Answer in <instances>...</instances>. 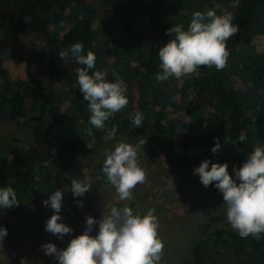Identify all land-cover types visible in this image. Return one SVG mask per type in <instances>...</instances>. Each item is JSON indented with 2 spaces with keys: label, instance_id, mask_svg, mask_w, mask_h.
Wrapping results in <instances>:
<instances>
[{
  "label": "trees",
  "instance_id": "16d2710c",
  "mask_svg": "<svg viewBox=\"0 0 264 264\" xmlns=\"http://www.w3.org/2000/svg\"><path fill=\"white\" fill-rule=\"evenodd\" d=\"M209 9L230 11L238 27L227 42V66L220 71L201 66L180 80L157 81L158 48L171 39L167 30L176 24L186 28L193 12ZM141 15L147 28L135 30ZM94 20L103 27L93 28ZM25 29L42 40L47 58L41 79L17 82L0 58V123L24 127L32 139L25 146L14 135L0 136V187L12 186L19 202L0 208V226L8 230L0 243L6 248L45 230L53 210L43 201L59 189L63 206L64 183L82 179L85 167L91 165L95 188L111 186L101 172L104 160L77 162V168L73 162L81 149L94 152L86 145L102 142L113 125L127 142L145 141L155 163L156 151L163 153L167 169L176 174L209 159L227 163L231 175L253 145H264V54L253 44L256 35L264 36V0H0V55L20 42ZM76 42L83 43L85 54L95 53L96 70L106 71L109 81L119 78L138 92L135 99L127 91L128 105L105 122V130L88 122L76 83L81 66L70 55L59 57ZM64 104L69 110H62ZM207 110L212 112L206 115ZM136 111L144 117L140 127L130 124ZM214 138L221 143L216 154ZM190 180L201 184L198 175ZM188 248L185 264H264V236L241 238L232 228L210 223Z\"/></svg>",
  "mask_w": 264,
  "mask_h": 264
},
{
  "label": "clouds",
  "instance_id": "9594fccd",
  "mask_svg": "<svg viewBox=\"0 0 264 264\" xmlns=\"http://www.w3.org/2000/svg\"><path fill=\"white\" fill-rule=\"evenodd\" d=\"M238 3V0H233ZM233 14L225 10L221 14L209 9L195 11L185 28L183 24L173 25L166 34L171 39L158 48V69L155 79L159 82L174 77L177 80L193 74L201 66L214 67L217 71L227 66L229 50L228 40L238 32L233 22ZM74 58L80 65L76 69V83L83 101L87 102L91 126L105 130V122L128 105L127 89L123 81L107 79V72L96 70V56L92 51L84 52L82 42H76L59 53L60 58ZM144 117L136 111L130 120L133 127H140ZM117 127L107 130L103 139L113 140ZM211 152L216 154L221 143L214 138ZM239 141H246L243 135ZM145 144V141H140ZM89 148L90 145H87ZM137 145L128 142L115 144L113 150L106 152L101 168L106 181L115 189L119 200H131L132 190L145 181V170L138 164ZM200 183L207 188L212 185L223 198L226 222L241 238L252 236L260 239L264 236V145H253L240 167L233 165L229 174L227 163H213L203 160L193 170ZM91 185L71 180L70 191L73 198L83 197ZM19 204L16 191L12 186L0 187V208L9 209ZM45 206L53 214L45 223V231L63 240L71 236L73 229L63 222L62 190L52 192ZM82 207L83 201L77 200ZM155 209L145 213L134 212L131 207H111L99 220L85 217L84 231L70 239L63 249L48 242L41 245L45 255L53 257L58 264H159L164 247L158 234V219ZM95 228V235L91 233ZM8 230L0 226V242L4 241Z\"/></svg>",
  "mask_w": 264,
  "mask_h": 264
},
{
  "label": "rangeland",
  "instance_id": "374dc122",
  "mask_svg": "<svg viewBox=\"0 0 264 264\" xmlns=\"http://www.w3.org/2000/svg\"><path fill=\"white\" fill-rule=\"evenodd\" d=\"M147 21L144 15L137 17L134 29L147 28ZM92 25L95 29L103 27L102 22L98 20H94ZM112 35L115 39L117 34ZM253 44L258 53L264 54L263 35H256ZM0 58L13 82L28 81L34 77L41 79L46 69L47 53L43 49V42L26 29L22 33L20 42L13 49L3 51ZM126 89L137 99L136 88ZM66 107L67 104H64L62 110H69ZM210 112L212 111L207 110L206 115ZM170 117H179L184 122L188 121L181 114L178 116L170 114ZM2 135H14L22 140L25 146L32 144L30 132L10 122L0 123V136ZM140 141L143 140H138L135 144L137 145L138 164L145 170L146 178L143 183L134 187L131 200H119L112 186L95 188L96 182L91 176V165L85 167L82 169L84 177L76 180L91 183L89 192L96 193L97 196H88L86 192L83 197L74 199L71 192L65 190L70 188L71 181L64 183V198L60 215L63 222L73 229L72 235H65L63 240H58L56 236L44 230L39 235L31 236L28 242L15 249L6 248L0 243V264H58L53 257L45 255L41 245L52 242L59 249L65 248L71 238L84 231L86 216L99 220L113 206H128L140 214L145 213L149 208L155 209L154 215L159 224L158 234L164 244L159 264H185L189 244L200 235L203 227L208 223L212 226L231 228L226 222L222 194L216 188L213 186L205 188L198 183L192 185L190 178L194 175L193 169L181 174L170 172L164 163L165 156L161 152L156 151L158 158L155 163L154 154L150 155L147 151L149 145L146 142L141 144ZM119 142L127 141L123 135L116 134L113 140L106 142L103 139L97 145H90V149L94 152L81 149L75 155L74 167H78L77 162L84 164L89 160L95 163L104 160L106 152L113 150L115 144ZM77 200L83 201L82 207L77 206ZM95 228L96 226L91 233L93 236L96 234Z\"/></svg>",
  "mask_w": 264,
  "mask_h": 264
}]
</instances>
